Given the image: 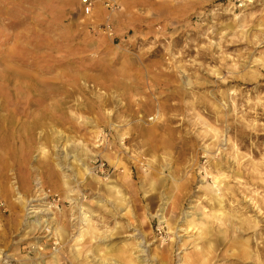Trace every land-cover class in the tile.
<instances>
[{"label": "rangeland", "instance_id": "1", "mask_svg": "<svg viewBox=\"0 0 264 264\" xmlns=\"http://www.w3.org/2000/svg\"><path fill=\"white\" fill-rule=\"evenodd\" d=\"M83 3L0 0V264H264V0Z\"/></svg>", "mask_w": 264, "mask_h": 264}, {"label": "bare ground", "instance_id": "2", "mask_svg": "<svg viewBox=\"0 0 264 264\" xmlns=\"http://www.w3.org/2000/svg\"><path fill=\"white\" fill-rule=\"evenodd\" d=\"M14 123H15V121L12 118H1L0 117V129H3L6 126L11 127V126L14 125ZM86 231L87 232H91V228H88V230H86ZM92 235H93V238H94V234H92ZM81 236H83V234H81ZM81 252L82 251H80V252L78 251V254H81ZM118 257L120 259H122L124 262L127 261L128 264H136L134 262V259H133L132 255H131V252L129 250H127V249H123L122 253H118ZM104 261H105V258H104ZM53 262H54L53 264H59L58 257H55V260ZM102 264H105V262H102Z\"/></svg>", "mask_w": 264, "mask_h": 264}, {"label": "built area", "instance_id": "3", "mask_svg": "<svg viewBox=\"0 0 264 264\" xmlns=\"http://www.w3.org/2000/svg\"><path fill=\"white\" fill-rule=\"evenodd\" d=\"M259 1L260 0H228L230 6L235 10L244 9L246 7L258 3ZM83 4H84L85 12L89 13L91 11V6H92L91 0H84Z\"/></svg>", "mask_w": 264, "mask_h": 264}]
</instances>
